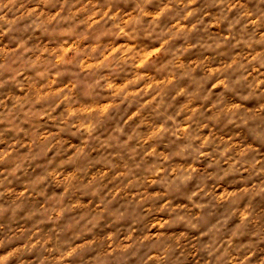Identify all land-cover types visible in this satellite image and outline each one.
<instances>
[{
  "label": "clouds",
  "instance_id": "clouds-1",
  "mask_svg": "<svg viewBox=\"0 0 264 264\" xmlns=\"http://www.w3.org/2000/svg\"><path fill=\"white\" fill-rule=\"evenodd\" d=\"M0 264H264V0H0Z\"/></svg>",
  "mask_w": 264,
  "mask_h": 264
}]
</instances>
